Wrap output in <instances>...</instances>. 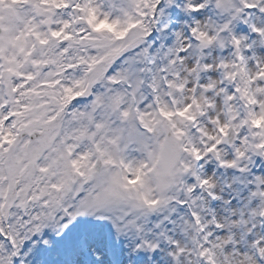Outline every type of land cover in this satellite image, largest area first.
<instances>
[{"label":"snow or ice","instance_id":"obj_1","mask_svg":"<svg viewBox=\"0 0 264 264\" xmlns=\"http://www.w3.org/2000/svg\"><path fill=\"white\" fill-rule=\"evenodd\" d=\"M0 264H264V0H0Z\"/></svg>","mask_w":264,"mask_h":264},{"label":"rangeland","instance_id":"obj_2","mask_svg":"<svg viewBox=\"0 0 264 264\" xmlns=\"http://www.w3.org/2000/svg\"><path fill=\"white\" fill-rule=\"evenodd\" d=\"M214 167V166H213Z\"/></svg>","mask_w":264,"mask_h":264}]
</instances>
